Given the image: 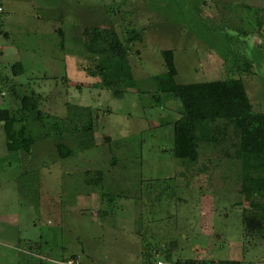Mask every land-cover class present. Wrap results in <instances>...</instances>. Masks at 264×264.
I'll use <instances>...</instances> for the list:
<instances>
[{
	"label": "rangeland",
	"instance_id": "rangeland-1",
	"mask_svg": "<svg viewBox=\"0 0 264 264\" xmlns=\"http://www.w3.org/2000/svg\"><path fill=\"white\" fill-rule=\"evenodd\" d=\"M15 8L1 27L8 36L0 32V108L16 109L13 92H34L39 119L29 123V152L9 151L0 124V264H148L172 242L173 260L264 264V231L242 228L235 163L207 141L196 161L173 155L180 103L157 94L154 79L171 50L175 82L240 77L263 112L264 0H22ZM95 27L121 40L140 33L126 68L103 59ZM209 220L218 235L203 233Z\"/></svg>",
	"mask_w": 264,
	"mask_h": 264
},
{
	"label": "trees",
	"instance_id": "trees-1",
	"mask_svg": "<svg viewBox=\"0 0 264 264\" xmlns=\"http://www.w3.org/2000/svg\"><path fill=\"white\" fill-rule=\"evenodd\" d=\"M260 24L258 23L256 29L258 33L263 31ZM2 26L0 19V32L7 36V32L1 30ZM90 32L102 51L103 59L108 62H117L120 69L126 68L127 56L131 52L129 45L140 39V33L132 29L121 40L115 29L95 27ZM161 54L165 71L154 77L157 94H166L180 103L179 116L172 124L173 155L193 162L199 156L200 142L213 143L214 148L220 151L221 158L231 159L235 163L240 183L239 192L249 206H245L242 212L244 233L253 236L255 233L264 231V111L258 112L253 109L240 77L180 84L175 82L176 68L173 52L163 50ZM244 60L249 67V61L246 58ZM249 69L240 67L237 71L240 73ZM104 86L107 89H113L114 95H121V90H115L114 82L107 81ZM13 95L19 102L16 109L0 108V124L4 130L7 149L29 152L35 141L29 123L39 119L40 97L34 92L24 96L13 92ZM90 113L91 110H88L89 120ZM77 114L82 115L79 112ZM66 118L69 121L71 117ZM93 127L90 120L80 130L84 129L87 134L89 129L92 133ZM69 133L72 134L71 131ZM58 150L62 157L66 156L63 154L61 144L58 145ZM173 243L165 247L162 254L159 255L157 251L156 258L148 264H155L159 259L175 263L199 260H173L171 256ZM227 261L242 262L240 260H222L221 262Z\"/></svg>",
	"mask_w": 264,
	"mask_h": 264
},
{
	"label": "crops",
	"instance_id": "crops-1",
	"mask_svg": "<svg viewBox=\"0 0 264 264\" xmlns=\"http://www.w3.org/2000/svg\"><path fill=\"white\" fill-rule=\"evenodd\" d=\"M22 0H0L1 4L3 5V13L0 15V19L2 21V23L4 24L5 20L7 19L8 22H13L12 20V11L14 9H16L15 7H17L19 5V3L21 2ZM256 31V29H255ZM7 36H8V32H7ZM211 213V212H210ZM243 228V227H242ZM207 232L208 234L210 235H218L214 232V229H213V226L211 225V221L209 220L208 221V224L205 223L204 225V228H203V233ZM197 250V248H193V251ZM196 258H198L196 256ZM196 258H192V259H196ZM200 260H203L200 258ZM205 260H208V261H222V260H215L214 258H207ZM229 260V259H228ZM231 260H237V259H231Z\"/></svg>",
	"mask_w": 264,
	"mask_h": 264
},
{
	"label": "built area",
	"instance_id": "built-area-1",
	"mask_svg": "<svg viewBox=\"0 0 264 264\" xmlns=\"http://www.w3.org/2000/svg\"><path fill=\"white\" fill-rule=\"evenodd\" d=\"M3 5L0 2V14L3 13ZM61 264H69L71 263L70 260L66 261V262H60ZM155 264H249L247 262H241V263H236V262H221V261H213V262H209V261H204V260H196L193 262H187V261H181L180 263H175L173 261H164L162 259H159L155 262Z\"/></svg>",
	"mask_w": 264,
	"mask_h": 264
}]
</instances>
